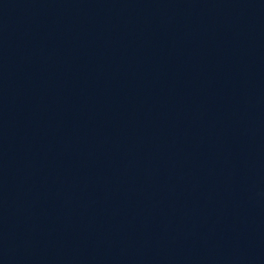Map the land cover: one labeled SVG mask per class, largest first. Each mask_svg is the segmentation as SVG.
<instances>
[{
	"label": "water",
	"instance_id": "1",
	"mask_svg": "<svg viewBox=\"0 0 264 264\" xmlns=\"http://www.w3.org/2000/svg\"><path fill=\"white\" fill-rule=\"evenodd\" d=\"M0 264H264V0H0Z\"/></svg>",
	"mask_w": 264,
	"mask_h": 264
}]
</instances>
